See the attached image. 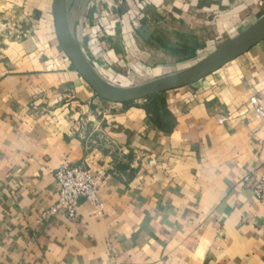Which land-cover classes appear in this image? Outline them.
Wrapping results in <instances>:
<instances>
[{
	"label": "crops",
	"instance_id": "0c3cea01",
	"mask_svg": "<svg viewBox=\"0 0 264 264\" xmlns=\"http://www.w3.org/2000/svg\"><path fill=\"white\" fill-rule=\"evenodd\" d=\"M52 1L0 0V30L11 14L41 10L49 19ZM107 1L112 49L132 66L155 59L137 27L170 35L157 55L162 77L264 16V0ZM92 5L108 18L103 0ZM26 43L28 52L25 44L2 52L0 41V264H264V202L253 195L264 116L250 104L256 98L264 112V40L195 84L139 104L94 98L69 64L41 59ZM117 74L119 88L135 79ZM66 162L100 176L104 208L80 201L76 221H40Z\"/></svg>",
	"mask_w": 264,
	"mask_h": 264
},
{
	"label": "rangeland",
	"instance_id": "374dc122",
	"mask_svg": "<svg viewBox=\"0 0 264 264\" xmlns=\"http://www.w3.org/2000/svg\"><path fill=\"white\" fill-rule=\"evenodd\" d=\"M83 3L84 0H70L71 5L67 15L69 30L73 41L79 47L82 54L89 62L90 66L99 76L105 75L107 77H110V85L118 87L119 85L124 84L113 81L115 80V76L118 75L117 73H129L130 75H133L135 77V79L129 81V83L126 84V86L129 88L143 85L153 81L154 79L162 77V73H160L159 71L160 67H162V57H159L157 55H161L162 53V44L164 45L165 43V45H168V43H170V35L164 36L162 31L160 29H157L158 26H156L154 31L148 30L146 32L144 31L143 26H140L139 28L137 27L136 33H140V35L144 36L145 39L152 41L150 49L154 51L153 55L155 56L154 58L156 60L151 59L150 64L147 63L139 67L132 66V63L127 62V60L125 59V51L119 56L118 50L112 49L111 46V40H116V38L118 37V33H116L117 26H114V20L110 19V13L112 11L111 9H113L115 5L113 6L112 3L108 2L107 0H103L102 9L107 14L108 18H101V14H99L98 10L99 7L96 9L94 5L89 6V3H94V0H87L86 5H84ZM143 8L145 7L143 6L142 9ZM37 13L38 14H34V16L33 14L32 16H30L24 15L23 13H21V15L17 14L19 16L11 14L12 16H8L7 20L1 22V28L3 30L5 29L4 31H1L2 29L0 30V41L5 42V44H3L1 48L2 52H5L6 50L7 52H9V49L12 48L15 44H25L23 52H28V45L26 42L29 43L30 41H32L33 46L30 52H33L34 55L38 56L41 59L44 58L46 60H54L55 62L61 60L60 65L62 64V61H64L65 64H69L72 70L76 71L72 66L69 58L62 52L58 43L52 18V7L51 14H49L51 16L49 17V19L48 17L46 18L45 15L42 16L41 10ZM100 18L103 19V21H101ZM15 19L18 20L17 23L14 22ZM117 25L120 26V23H118ZM14 28L17 30V32H14ZM211 50L212 52L210 51L209 54L203 55L193 62H187L182 65L172 66L173 69H171V72H169L171 74L174 72L178 73L194 66L214 52L213 49ZM1 54L2 53H0V56L3 59V55ZM171 54L178 55V53L175 54L173 52ZM117 59H119V64L118 62H116ZM121 61L123 62V64H121ZM23 66V69L28 68V66L25 67L24 64ZM148 66L150 69L147 68ZM50 67L54 68V70L57 71L59 65L58 63H56L55 65L50 64L49 68ZM78 76L81 78L79 74ZM86 86L91 90V88L87 84ZM93 95L94 98L101 100L94 94V92ZM138 102L141 101L132 102L130 104H139Z\"/></svg>",
	"mask_w": 264,
	"mask_h": 264
},
{
	"label": "water",
	"instance_id": "95a60500",
	"mask_svg": "<svg viewBox=\"0 0 264 264\" xmlns=\"http://www.w3.org/2000/svg\"><path fill=\"white\" fill-rule=\"evenodd\" d=\"M52 18L62 52L69 58L72 66L94 94L100 99L113 104L137 102L153 95L191 86L221 69L264 40L263 16L246 32L227 42L199 63L186 70L136 87L119 88L105 82L93 70L73 41L68 25L66 0H53Z\"/></svg>",
	"mask_w": 264,
	"mask_h": 264
},
{
	"label": "built area",
	"instance_id": "2783aa9c",
	"mask_svg": "<svg viewBox=\"0 0 264 264\" xmlns=\"http://www.w3.org/2000/svg\"><path fill=\"white\" fill-rule=\"evenodd\" d=\"M250 104L259 117L264 116L256 98H251ZM54 177L58 190L57 201L41 214L40 221H47L56 216H64L70 221H76L80 201L89 203L98 212L104 208L103 202L97 196L102 179L88 168L66 162L55 171ZM253 195L257 201L264 202V166L253 188Z\"/></svg>",
	"mask_w": 264,
	"mask_h": 264
}]
</instances>
